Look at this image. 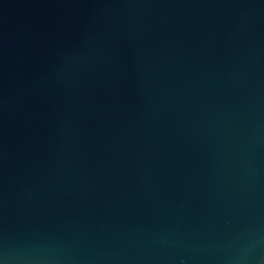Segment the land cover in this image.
Returning <instances> with one entry per match:
<instances>
[{
  "label": "water",
  "instance_id": "1",
  "mask_svg": "<svg viewBox=\"0 0 264 264\" xmlns=\"http://www.w3.org/2000/svg\"><path fill=\"white\" fill-rule=\"evenodd\" d=\"M0 264H264V0H0Z\"/></svg>",
  "mask_w": 264,
  "mask_h": 264
}]
</instances>
